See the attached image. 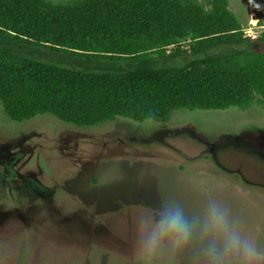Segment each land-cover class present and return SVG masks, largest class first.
<instances>
[{
	"label": "rangeland",
	"instance_id": "374dc122",
	"mask_svg": "<svg viewBox=\"0 0 264 264\" xmlns=\"http://www.w3.org/2000/svg\"><path fill=\"white\" fill-rule=\"evenodd\" d=\"M227 3L247 36L264 31V0ZM204 188L250 234L264 225V105L79 128L50 114L11 120L0 102V264H130L139 208L164 195L194 206Z\"/></svg>",
	"mask_w": 264,
	"mask_h": 264
},
{
	"label": "trees",
	"instance_id": "16d2710c",
	"mask_svg": "<svg viewBox=\"0 0 264 264\" xmlns=\"http://www.w3.org/2000/svg\"><path fill=\"white\" fill-rule=\"evenodd\" d=\"M209 8L0 0L4 113L15 121L50 114L81 128L264 105V31L247 36L227 0H210Z\"/></svg>",
	"mask_w": 264,
	"mask_h": 264
},
{
	"label": "clouds",
	"instance_id": "9594fccd",
	"mask_svg": "<svg viewBox=\"0 0 264 264\" xmlns=\"http://www.w3.org/2000/svg\"><path fill=\"white\" fill-rule=\"evenodd\" d=\"M132 224L130 264H264V225L250 234L245 219L211 188L194 206L164 195L141 206Z\"/></svg>",
	"mask_w": 264,
	"mask_h": 264
}]
</instances>
